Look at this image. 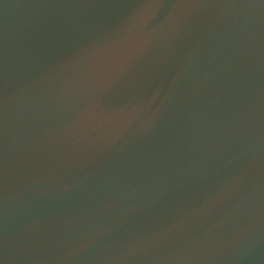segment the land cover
<instances>
[{
    "label": "water",
    "instance_id": "1",
    "mask_svg": "<svg viewBox=\"0 0 264 264\" xmlns=\"http://www.w3.org/2000/svg\"><path fill=\"white\" fill-rule=\"evenodd\" d=\"M0 264H264V0H0Z\"/></svg>",
    "mask_w": 264,
    "mask_h": 264
}]
</instances>
